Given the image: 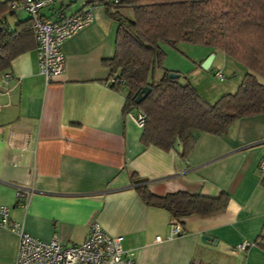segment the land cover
Listing matches in <instances>:
<instances>
[{"label":"crops","instance_id":"1","mask_svg":"<svg viewBox=\"0 0 264 264\" xmlns=\"http://www.w3.org/2000/svg\"><path fill=\"white\" fill-rule=\"evenodd\" d=\"M65 2L41 14L67 13ZM87 6L93 20L63 42L65 66L58 77L47 82L40 73L36 47L0 72L11 76L0 89V205L8 207L9 219L36 238L57 236L66 243L82 241L96 221L123 237L134 264H264V172L258 167L264 113L236 119L220 135L195 133L185 156L179 139V151L143 145V126L134 110L124 112L125 92L107 84L109 69L102 64L114 53L117 22L103 5L84 0L70 13ZM27 18L8 7L0 24L14 27ZM210 53L208 69L222 58L238 87L246 67L211 48L199 64ZM199 73L191 66L187 77L209 102L230 89L195 83ZM142 184L157 195L182 190L217 196L224 190L229 200L221 211L181 218L184 233L167 240L172 218L143 203L136 191ZM18 187L32 191L25 204ZM245 241L251 244L239 250ZM17 246V235L0 226V264H15Z\"/></svg>","mask_w":264,"mask_h":264},{"label":"trees","instance_id":"2","mask_svg":"<svg viewBox=\"0 0 264 264\" xmlns=\"http://www.w3.org/2000/svg\"><path fill=\"white\" fill-rule=\"evenodd\" d=\"M8 4L9 0L0 1V15ZM84 4L103 5L117 22L114 53L102 64L109 69L107 84L125 92L124 112L143 111V145L171 150L179 139L180 154L185 156L195 133L220 135L236 119L264 113V0H84ZM31 25L29 17L14 27L0 24V72L35 47ZM181 42L219 50L246 67L236 91L209 102L187 75L165 68L161 44L176 47ZM156 70L161 71L159 77ZM145 89L148 93L136 103ZM136 191L145 205L167 210L172 223L179 224L183 217L221 211L229 200L224 190L217 196L182 190L157 195L142 184ZM260 245L264 249V243Z\"/></svg>","mask_w":264,"mask_h":264},{"label":"built area","instance_id":"3","mask_svg":"<svg viewBox=\"0 0 264 264\" xmlns=\"http://www.w3.org/2000/svg\"><path fill=\"white\" fill-rule=\"evenodd\" d=\"M58 0H9L11 11L25 12L31 19L32 33L38 54L40 73L47 82L58 77L65 66L63 42L75 35L93 20L92 8L83 7L74 13L55 12L50 16L41 14V10L51 7ZM223 80L220 73L216 74ZM11 78L9 74H0V89ZM114 81V79H111ZM135 120L143 126L145 115L143 111H135ZM259 170L264 172V159L259 163ZM24 193V204L30 195V188L18 187ZM0 226L6 227L18 237L15 264H134L133 255L122 247L123 237L106 233L101 225L92 221L87 226V232L82 241L66 243L62 238L54 236L45 241L36 238L25 231L20 222L8 217V207L0 205ZM184 233L179 223H172L165 239L170 240ZM157 241L163 238L158 235ZM251 244L245 241L238 245L244 250Z\"/></svg>","mask_w":264,"mask_h":264},{"label":"rangeland","instance_id":"4","mask_svg":"<svg viewBox=\"0 0 264 264\" xmlns=\"http://www.w3.org/2000/svg\"><path fill=\"white\" fill-rule=\"evenodd\" d=\"M81 3H82V0H69V1L66 0L65 5L67 6L65 8V12L67 13L72 12L74 9V6L75 5L79 6L81 5ZM161 46L163 50L165 51V56L163 59V66L165 68L170 69V70L173 69V70L179 71L187 75V71L190 69V67L194 66L198 68L200 72L195 77H193L194 78L193 80L195 83L199 81L202 84H208L212 88V91L213 90L218 91L219 89H223V88H230L229 90H225V93H233L236 91L237 86L233 85L234 78L233 76L229 74L230 71L224 68L225 62L223 61L222 58H217L215 64L212 66L211 69H202L200 67L201 64H199V62L201 58H204L209 47H205L202 45H196V44L182 43V42L177 44L176 47H172L168 44H161ZM217 63L220 64L217 67L218 69H216ZM217 70H220V71H217ZM216 72L221 73L224 79L219 80L218 76L216 75ZM158 73L159 71L156 70L155 75L157 76ZM197 91L199 92L198 89ZM214 100L216 99L215 98L212 99V102Z\"/></svg>","mask_w":264,"mask_h":264},{"label":"water","instance_id":"5","mask_svg":"<svg viewBox=\"0 0 264 264\" xmlns=\"http://www.w3.org/2000/svg\"><path fill=\"white\" fill-rule=\"evenodd\" d=\"M214 56H215L214 53H210V54L207 56V58L201 63V68H202V69H208L209 66H210L211 63H212V60H213ZM169 76L172 77L173 75L170 74ZM148 91H149V89L142 90V91L137 95V97H136V99H135V102H136V103L140 102V101L144 98V96L148 93ZM173 148H174L176 151H179V140H178V139H176V140L174 141ZM205 239H207V240H209V241L211 240L210 237H205L204 240H205Z\"/></svg>","mask_w":264,"mask_h":264}]
</instances>
